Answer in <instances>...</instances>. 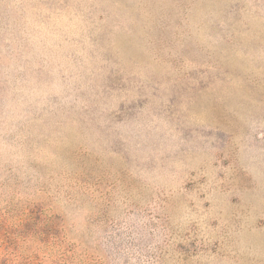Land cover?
Here are the masks:
<instances>
[{"label":"rangeland","instance_id":"374dc122","mask_svg":"<svg viewBox=\"0 0 264 264\" xmlns=\"http://www.w3.org/2000/svg\"><path fill=\"white\" fill-rule=\"evenodd\" d=\"M0 264H264V0H0Z\"/></svg>","mask_w":264,"mask_h":264}]
</instances>
